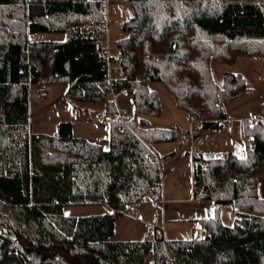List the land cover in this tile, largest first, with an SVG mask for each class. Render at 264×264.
<instances>
[{"label":"trees","instance_id":"16d2710c","mask_svg":"<svg viewBox=\"0 0 264 264\" xmlns=\"http://www.w3.org/2000/svg\"><path fill=\"white\" fill-rule=\"evenodd\" d=\"M129 2L133 15L117 39L124 77L109 80L106 3L94 0H0V264H264V118L244 120L246 156H194V194L212 200L216 215L196 220L205 235L189 240L113 241L115 223L148 201L163 182L155 142L174 130L151 128L139 114L158 116L149 88L161 82L180 109L206 129L221 127L224 102L251 93L241 74L220 86L211 64L264 55V0H107ZM90 25L88 29L85 26ZM63 42L33 40L65 33ZM67 83L65 98L102 104L110 120L109 148L73 135L32 133L30 85ZM125 89L134 104L130 126L110 91ZM145 126L140 127L139 126ZM206 162V164H204ZM105 204L104 214L68 216L66 205ZM231 207L233 224L221 218Z\"/></svg>","mask_w":264,"mask_h":264},{"label":"crops","instance_id":"0c3cea01","mask_svg":"<svg viewBox=\"0 0 264 264\" xmlns=\"http://www.w3.org/2000/svg\"><path fill=\"white\" fill-rule=\"evenodd\" d=\"M106 3V19L112 22H124L118 19L124 14L123 8L129 2L108 3L107 0H94ZM131 6V4H130ZM132 8V7H131ZM130 18V17H129ZM128 18V19H129ZM90 28V25L85 26ZM118 30L117 28L114 29ZM70 36L65 33H40L32 36L33 40L63 42ZM212 74L217 84L222 86L224 74L231 72L241 74L251 93L245 98L224 106L226 118L220 121L221 127L206 129L201 122L194 120L191 115L178 108L173 94L161 82L149 84L160 100L161 114L158 116L139 114L140 118L148 121L146 127H157L174 130L176 139L168 142H155L154 151L161 158L163 175V201L156 206L153 201H145L130 210L115 223L113 241L155 240L160 233L164 240H189L196 237L200 218H212L216 215L215 204L209 199L197 198L194 194L193 172L194 159L188 152L189 147L184 143V136L196 129L198 137L205 141L201 147L205 158L217 157L220 153H233L237 157L246 156V139L243 134L244 120L264 118V55L240 57L232 64L212 62ZM67 83L54 84L48 87L49 96L44 99L37 85H30L29 127L32 133H45L52 136L59 134L62 122H71L73 135L93 143H100L105 149L109 148L110 120L104 115L102 104L79 102L75 107L65 98ZM36 95H40L37 98ZM119 112L123 109L131 116L134 104L127 93H121L116 101ZM232 130H228V126ZM258 189L264 198V175L258 176ZM111 209L105 204L66 205L63 213L68 216H87L104 214ZM231 207L221 209V218L228 217V223L233 224ZM145 264H154L148 256Z\"/></svg>","mask_w":264,"mask_h":264},{"label":"built area","instance_id":"2783aa9c","mask_svg":"<svg viewBox=\"0 0 264 264\" xmlns=\"http://www.w3.org/2000/svg\"><path fill=\"white\" fill-rule=\"evenodd\" d=\"M105 25V28L108 30L110 27V21ZM119 25V23H117ZM121 24V23H120ZM106 54L108 57V62L105 65V70L108 74L109 80L118 79L124 77L123 72L121 71V50L117 48L116 52L111 53L106 49ZM126 93V90L123 89L120 92L110 91L107 94H103L102 98L105 100H114L115 102L118 99L119 94ZM37 98H40V95H36ZM120 119L123 122L125 127L130 126L131 116L126 110H121L119 112ZM228 130H232V126H228ZM184 143L189 147L188 152L194 157L197 155H202L201 147L205 144V141L198 137V132L196 129L190 130L184 136ZM227 153H220L219 157L226 156ZM217 156V157H218ZM206 164V162H204ZM149 199L153 201L156 206H160L163 201V189L158 187L150 193ZM203 234L202 229H197V237ZM162 238L160 233H156L155 239Z\"/></svg>","mask_w":264,"mask_h":264},{"label":"rangeland","instance_id":"374dc122","mask_svg":"<svg viewBox=\"0 0 264 264\" xmlns=\"http://www.w3.org/2000/svg\"><path fill=\"white\" fill-rule=\"evenodd\" d=\"M126 7H129V9H128V12L126 13L125 11L127 10V9H122L123 10V12H124V14H120L119 16H118V19H120V20H125V19H128L129 17H131L132 15H133V11H132V8H131V6H130V3H127V5H126ZM107 23H109L108 22V20L106 19L105 20V25L107 24ZM111 24H110V27H109V29L107 30V29H105L106 30V32H105V41H104V45H105V48L107 49V50H109L111 53H114V52H116V50H117V46H116V41H117V39L118 38H120V37H122L123 35H124V32L121 30V22H110ZM117 23H119V25L117 24ZM115 28H117L118 30H114ZM42 94V93H41ZM45 99V98H44ZM103 100H105V99H103ZM231 104H233V103H231V102H224V106H230ZM178 106V105H177ZM179 108V107H178ZM180 109V108H179ZM182 110V109H181ZM131 115H133V114H131ZM139 126L140 127H145V126H142V125H140L139 124ZM104 147V146H103ZM260 175H264V174H260ZM259 176V175H258ZM150 199H149V197H148V201H149ZM224 222H227L228 223V217H226L224 220H223ZM203 231V230H202ZM205 235V233H204V231H203V234L202 235H200L198 238H201V237H203ZM196 237H197V233H196Z\"/></svg>","mask_w":264,"mask_h":264}]
</instances>
